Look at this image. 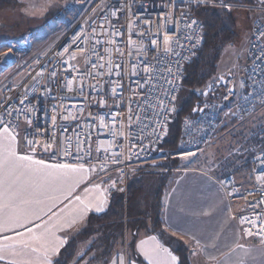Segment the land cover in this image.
I'll list each match as a JSON object with an SVG mask.
<instances>
[{"label": "built area", "instance_id": "obj_1", "mask_svg": "<svg viewBox=\"0 0 264 264\" xmlns=\"http://www.w3.org/2000/svg\"><path fill=\"white\" fill-rule=\"evenodd\" d=\"M82 1L67 29L23 65V78L16 80V73L3 85L0 120L21 135L24 153L112 175L115 186L112 182L109 195L126 198L132 175L154 170L169 157L162 145L174 121L186 67L205 37L204 24L194 13L202 0ZM254 1L264 8L261 0ZM249 55L244 91L226 111L239 120L264 108V19L253 24ZM11 57L0 55V74ZM77 57L83 61L75 62ZM223 111L218 101L198 105L183 120L180 147L195 153L212 146ZM261 160L264 151L253 162L252 186L233 177L219 183L232 209L240 202L233 209L240 228H251L253 234L247 236L264 246V233L258 231L264 224ZM245 216L257 225L241 224Z\"/></svg>", "mask_w": 264, "mask_h": 264}, {"label": "rangeland", "instance_id": "obj_2", "mask_svg": "<svg viewBox=\"0 0 264 264\" xmlns=\"http://www.w3.org/2000/svg\"><path fill=\"white\" fill-rule=\"evenodd\" d=\"M247 1V4H254L256 8H259L254 0ZM202 4L214 8H227L233 13L237 21V40L227 47V53L220 63L221 71L218 72L216 79V83H220V78H228V72L225 70H231L233 75L238 72L236 69L239 66L238 58L241 57V52L249 44L248 32L254 24L257 12L243 7L245 5L228 4L226 0H202L199 5ZM82 7V0H0V55L3 53L12 55L9 60L11 63L9 68L0 74L1 90L14 74H20L18 80L23 78V65L55 41L77 17ZM82 61L81 57L75 59V62L78 63ZM0 62L3 61L0 60ZM239 80L240 78L228 81L225 88L216 87L215 93H212V98L197 104L198 106L204 102L218 101L221 110H224V118L212 146L199 152L190 153L185 152L180 147V140L179 147L175 151L162 148V150L169 152V157L156 163L154 170L136 173L148 175L139 190L140 204L137 209L129 208L126 213V220L133 216V218L136 217L137 221L147 222L148 225L152 224V219L149 220L151 217L150 206H154L156 210L154 216L157 215L160 210L157 204L158 197L159 200L160 197H163L164 184L168 182L169 177L176 169L175 167L182 170L197 169L220 177H233L246 186L254 184L248 161L251 159L253 165L256 157L264 151V108L242 120L234 118L231 112H226L228 108H232L234 101L240 96L232 95V88L237 87ZM182 103V100H178L176 106L181 107ZM167 162H171L172 166L164 165ZM126 220L124 223H127ZM92 231L86 225L80 235V239H84V242L87 243L86 248L88 249L86 252L83 251L81 255L84 256L85 262L89 261L90 264H95L92 257L97 252L106 251V236L101 230H97V233L93 234ZM85 233L90 235L83 237ZM126 235L123 244L120 241L115 247L124 260L126 253H132L133 250L132 236L129 233ZM252 242L249 246L254 247ZM71 264L78 263L73 260Z\"/></svg>", "mask_w": 264, "mask_h": 264}, {"label": "crops", "instance_id": "obj_3", "mask_svg": "<svg viewBox=\"0 0 264 264\" xmlns=\"http://www.w3.org/2000/svg\"><path fill=\"white\" fill-rule=\"evenodd\" d=\"M243 7L257 12L255 21L264 19V9L256 8L254 4H247ZM252 27L253 25L248 32L249 44L241 52V57L238 58L239 66L236 68L238 72L233 75L232 71L227 69L225 71L228 72V80L220 78V85L222 83L224 86L228 81L240 78L237 87L232 88V95L236 97L244 91V76L250 63L249 49ZM2 66L3 63L0 62V68ZM219 71L221 70L219 69ZM238 76L240 77L238 78ZM16 80H18V77ZM2 99L3 95L0 89V103ZM3 127L4 125L0 124V129ZM16 136L18 154H26L22 149L21 135L16 134ZM32 156L34 159H44L46 163H51L43 157ZM175 168L173 174L169 175L168 182L163 187L161 219L163 229L186 245L189 250L191 264H240L241 261H243V264H264V246L255 239L248 237L233 217V209L236 211L240 202H236L233 209L228 203L224 189L219 183L220 180L226 177H220L197 169L182 170L179 167ZM112 182V175H101L98 172L88 171L84 173V178L80 183L68 194L67 199L61 195L60 199L56 200L54 204L52 201H48L52 205L51 212L66 217L69 221L73 216L76 217V223L71 226L68 223H64L62 227L53 228L57 237L67 241L59 249V252L51 257L53 264L69 241L80 239L90 215H99L108 210L112 197L109 195V188ZM95 186H99V188L97 189ZM85 189H89V191H85ZM77 195L92 205V210L87 212L83 219H80L75 212V209L81 207L80 203L75 201ZM96 205H102L103 211L97 212L95 210ZM51 212L49 215H51ZM205 212L209 214L204 215L203 213ZM43 219L48 220V217L43 216ZM55 220L56 217L53 216L48 223L52 224ZM35 222L41 223L39 220ZM20 231H23V229H20ZM3 235H13V233L0 234V239H2ZM151 237L155 236L149 234L146 230L142 231L133 244L132 253H126L124 264H131L133 261L135 264H147L139 248L144 241L147 242L145 247L159 246L162 258L171 262V256H175L177 258L175 264H180L178 256L170 248L160 243L156 237L155 241ZM197 240L200 242L199 244L196 243ZM251 241H253L254 247L249 246ZM86 244L84 239L79 240L74 262L90 264L89 261L85 262L84 256L81 255L83 251L86 252L88 250ZM237 244L243 247H236ZM213 245L215 246L213 247ZM164 249L167 251H163ZM105 252H97L92 257L95 264H120L121 256L117 252V248L108 255ZM169 253L171 256L168 255ZM212 256H215L217 260H211ZM0 264H3V262H0Z\"/></svg>", "mask_w": 264, "mask_h": 264}, {"label": "snow or ice", "instance_id": "obj_4", "mask_svg": "<svg viewBox=\"0 0 264 264\" xmlns=\"http://www.w3.org/2000/svg\"><path fill=\"white\" fill-rule=\"evenodd\" d=\"M261 3L264 4V0H261ZM112 15L115 16L116 13L113 12ZM192 23L195 24L196 21ZM169 39L168 36H165L164 43L168 44ZM152 43L155 45L156 41L153 40ZM65 51L68 50L65 49ZM116 67L120 66L116 65ZM109 74H111V67ZM68 87L71 90V82ZM113 92H115V88H113ZM2 123L3 121L0 120V124ZM101 124H103V117H101ZM31 143L29 141L28 145L30 146ZM132 155H137V153L134 152ZM119 162L114 161V163ZM261 164L264 165V160H261ZM94 170L86 169L83 164L46 163L44 159H34L32 155L18 154L17 136L7 125H4L0 129V234L13 233V235H3L0 239V262L3 264H53L51 257L56 255L67 242L65 239L57 237L53 228L62 227L64 223L71 226L76 223V217L73 216L69 221L66 217L51 212L52 205L48 201H52L54 204L61 195L67 199L68 194L84 178V173ZM258 181L264 185V175L258 176ZM112 186H115L114 182ZM95 187L99 188V186ZM85 191H89V189H85ZM75 201L81 205L75 209V212L80 219H83L84 215L92 210V205L82 200L79 195L75 197ZM95 210L103 211V206L96 205ZM50 212L51 215H49ZM42 213L43 216L48 217V220L43 219ZM203 214L208 215L209 213ZM53 216L56 217V220L49 224L48 221ZM37 220L41 223H36ZM240 222L241 224L250 223L254 227L257 225L256 220H249L246 216L241 217ZM258 231L264 233V224L259 227ZM245 234L252 235L251 228L245 229ZM151 239L155 241L156 238L151 237ZM261 239L264 242V235L261 236ZM196 243L200 242L197 240ZM146 244V241L142 242L139 248L147 264H175L177 259L175 256H171L169 253L168 255L171 256V262H169L161 257L159 246L145 247ZM236 247L243 246L237 244ZM210 259L217 260L215 256ZM120 264H124L122 256ZM131 264H135V262L133 261ZM240 264H243V261Z\"/></svg>", "mask_w": 264, "mask_h": 264}, {"label": "trees", "instance_id": "obj_5", "mask_svg": "<svg viewBox=\"0 0 264 264\" xmlns=\"http://www.w3.org/2000/svg\"><path fill=\"white\" fill-rule=\"evenodd\" d=\"M228 4L246 5L247 0H226ZM195 15L203 22L205 28L204 40L191 63L186 67V72L182 84V90L179 101L182 100L181 107L176 106L174 121L170 126L168 135L162 148L175 151L179 147L182 133V123L185 117L191 116L197 104L206 99L212 98L216 87L225 88L224 85L216 83L220 63L226 54L227 47L237 40V21L233 13L227 8L210 7L209 5H199L194 9ZM166 166H172L171 162L164 163ZM251 159L248 161V167L252 170ZM148 174H135L130 177L129 190L127 197L123 194L115 193L111 197L108 210L102 214L90 215L86 225L93 233L97 230L104 232L106 254L114 250L121 241L123 244L126 230L132 236L133 245L142 231H148L155 236L160 243L170 248L179 258L180 264H191L189 260V250L186 245L167 233L163 229L161 219V197H158L157 215L156 210L150 206V215L152 224L137 221L136 217H130L126 220V213L131 209H137L140 204L139 190L144 184ZM148 211V212H149ZM153 217V218H152ZM124 220L127 223H124ZM125 221V222H126ZM126 226V227H125ZM99 232V231H98ZM109 234V235H107ZM90 235L85 233L83 237ZM104 243V244H105ZM78 240L72 239L61 251L59 258L54 264H71L75 258Z\"/></svg>", "mask_w": 264, "mask_h": 264}, {"label": "flooded vegetation", "instance_id": "obj_6", "mask_svg": "<svg viewBox=\"0 0 264 264\" xmlns=\"http://www.w3.org/2000/svg\"><path fill=\"white\" fill-rule=\"evenodd\" d=\"M221 85H224V84L221 83Z\"/></svg>", "mask_w": 264, "mask_h": 264}]
</instances>
